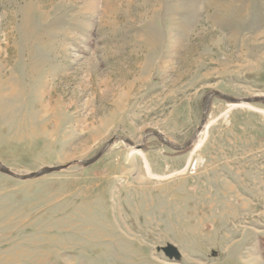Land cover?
I'll list each match as a JSON object with an SVG mask.
<instances>
[{"label": "rangeland", "instance_id": "374dc122", "mask_svg": "<svg viewBox=\"0 0 264 264\" xmlns=\"http://www.w3.org/2000/svg\"><path fill=\"white\" fill-rule=\"evenodd\" d=\"M258 97L264 0H0V161L69 165H0V264H264Z\"/></svg>", "mask_w": 264, "mask_h": 264}, {"label": "water", "instance_id": "95a60500", "mask_svg": "<svg viewBox=\"0 0 264 264\" xmlns=\"http://www.w3.org/2000/svg\"><path fill=\"white\" fill-rule=\"evenodd\" d=\"M229 100H232V101H236V99L234 98H231V97H227ZM257 100H264V98L262 97H258V98H252V99H245L243 100V103H248V102H252V101H257ZM204 125H202L200 127V129L203 128ZM116 138H120V139H123V140H126L122 137H116ZM115 139V138H114ZM113 139V140H114ZM110 143L111 141L107 144L106 148L104 149V151H102L101 153H99L96 157L92 158V159H89V160H80L79 162L84 164V165H91L93 164L94 162H96L102 155L103 153L108 149V147L110 146ZM167 144L175 147V145H172L170 144L169 142H166ZM0 165H1V172L2 173H5L7 175H10L12 177H15V178H18V179H31V178H34V177H40V176H43V175H46V174H49V173H52L54 171H58V170H61L63 168H66L68 167L69 165H65V166H61V167H45L43 169H40L39 171H35L33 173H30L28 175H20V174H17L13 171H11L8 167H6L5 165L2 164V162L0 161Z\"/></svg>", "mask_w": 264, "mask_h": 264}, {"label": "bare ground", "instance_id": "6f19581e", "mask_svg": "<svg viewBox=\"0 0 264 264\" xmlns=\"http://www.w3.org/2000/svg\"><path fill=\"white\" fill-rule=\"evenodd\" d=\"M148 168L150 169V167L148 166Z\"/></svg>", "mask_w": 264, "mask_h": 264}, {"label": "trees", "instance_id": "16d2710c", "mask_svg": "<svg viewBox=\"0 0 264 264\" xmlns=\"http://www.w3.org/2000/svg\"><path fill=\"white\" fill-rule=\"evenodd\" d=\"M263 255H264V253H263Z\"/></svg>", "mask_w": 264, "mask_h": 264}]
</instances>
